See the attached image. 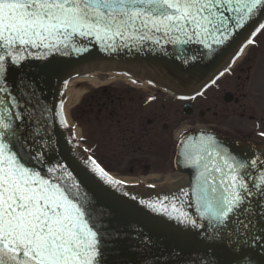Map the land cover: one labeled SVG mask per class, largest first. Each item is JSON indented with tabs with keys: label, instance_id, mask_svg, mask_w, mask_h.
Returning a JSON list of instances; mask_svg holds the SVG:
<instances>
[{
	"label": "snow or ice",
	"instance_id": "snow-or-ice-1",
	"mask_svg": "<svg viewBox=\"0 0 264 264\" xmlns=\"http://www.w3.org/2000/svg\"><path fill=\"white\" fill-rule=\"evenodd\" d=\"M262 6L264 0H0V94L5 97L0 99V264H100L101 257L98 230L79 186L66 182L64 175L71 179V174L63 166L46 167L45 174V153L30 150L16 123L24 117L15 111L21 105L7 87L13 66L31 56V50L79 51L76 44L85 38L127 42L160 34L174 46L196 43L211 49ZM200 144L204 155L189 159L204 168L200 175L208 187L200 190L197 210L212 229L208 238L223 242L236 264H252L244 249L259 246L264 235L254 230L257 210L250 200L253 188L264 199V175L259 185L249 186L244 173L258 161L222 153L211 136ZM91 163L107 183H122L95 160ZM148 207L158 210L155 204ZM259 215L264 218V205ZM180 217L197 225L187 213Z\"/></svg>",
	"mask_w": 264,
	"mask_h": 264
},
{
	"label": "water",
	"instance_id": "water-1",
	"mask_svg": "<svg viewBox=\"0 0 264 264\" xmlns=\"http://www.w3.org/2000/svg\"><path fill=\"white\" fill-rule=\"evenodd\" d=\"M260 24H264V6L258 7L241 27H232L228 39L211 49L196 43L174 46L160 34H154L152 40L127 42L117 38L102 43L85 38L76 44L79 51L72 47L59 51L31 50V56L11 68L7 87L20 102L21 107L15 111L24 117L16 123L28 138L30 150L39 148L45 153V174L46 167L63 166L71 174L69 179L61 173L66 182L79 186V195L86 199L94 218V230H98L100 264H236L223 242L208 238L212 229L197 210L200 190L208 187L200 175L204 168L189 159L204 155L200 141L209 136L215 139L219 151L234 155L214 134L191 132L181 137L175 150L176 180L160 186L123 182L111 185L93 171L95 166L90 158L73 141L65 121L61 122L66 79L74 80L84 70L104 67L131 73L179 94L168 82L159 81L158 73L164 70L173 79L175 75L205 77L201 84L188 85L189 94L211 80L243 44H249ZM113 43L114 48L109 46ZM4 98L0 94V99ZM244 175L249 186L253 182L260 184V176L251 169ZM253 191L256 194L250 203L257 210L254 230L264 235V218L259 215L264 199L256 188ZM149 204H155L158 210L148 207ZM181 212L187 213V219L196 220L197 225L184 222V217L177 219ZM244 251L252 264H264V241L251 249L245 247Z\"/></svg>",
	"mask_w": 264,
	"mask_h": 264
},
{
	"label": "flooded vegetation",
	"instance_id": "flooded-vegetation-1",
	"mask_svg": "<svg viewBox=\"0 0 264 264\" xmlns=\"http://www.w3.org/2000/svg\"><path fill=\"white\" fill-rule=\"evenodd\" d=\"M222 72L213 80L215 83L211 81L189 94L188 85L201 84L205 77L174 74L173 79L165 71L160 72L159 81L168 82L179 92L169 93L149 84L164 91L166 97L132 93L135 78L125 81V86L105 83L93 90L85 89L80 104L71 113V118L82 124L79 140L88 156L110 174L117 172L108 165L126 166L123 178L136 179L154 172L163 177L167 173L165 165L174 168L181 137L205 131L229 146L238 160H257V167L250 169L256 176L264 175V167L260 166L264 164V29ZM156 101H161L158 108H154ZM175 105L178 110L169 109ZM177 129L182 134L173 137ZM162 134L169 135V140L160 141L157 137ZM158 142L170 151L163 169L154 165ZM172 175H176L175 168Z\"/></svg>",
	"mask_w": 264,
	"mask_h": 264
},
{
	"label": "bare ground",
	"instance_id": "bare-ground-1",
	"mask_svg": "<svg viewBox=\"0 0 264 264\" xmlns=\"http://www.w3.org/2000/svg\"><path fill=\"white\" fill-rule=\"evenodd\" d=\"M244 46L245 45L243 44L239 48V50L231 57V59L221 68V70L224 71V69L234 61L235 58H233V57L236 54L240 55L241 53H243ZM221 70L215 76H217L219 73H221L222 72ZM99 73L107 75V77H109V79H111V80H115V79L119 78V79H123L125 81H131V79L136 76V75L134 76L133 74L125 72V71H117L116 69L99 67V68H90V69H87V70H84V71L80 72V74L74 80H71L69 78L66 79L64 90H63V96H62V114H63L64 121H65L66 125L68 126L69 130L71 131L72 136H73L75 141L78 138L77 137V130H75L72 127H70V124H69V121L67 119L66 113H67V109L77 102L78 98L84 92V90H82V89L69 90V87H70L72 81H76V82H79V83H82V82L87 83L89 86H91L93 88H96L99 85L105 83L103 78H102V80H100L101 78L98 77ZM137 79H139L138 81L142 85H147V84L157 85V84H155V83H153V82H151L149 80H146V79H144L142 77H139V76H137ZM161 89H163L166 92L171 93V91H169V90H167V89H165L163 87H161ZM78 145L83 149V147L79 143H78ZM177 175L166 177V179H163L162 181H160V180H158L156 178H151V179L148 180V179L116 178V177H113L111 175L110 176L115 178L118 181L123 182V183H143V184H150V185H153V186H160V185H164V184H167V183H170V182L176 180Z\"/></svg>",
	"mask_w": 264,
	"mask_h": 264
},
{
	"label": "rangeland",
	"instance_id": "rangeland-1",
	"mask_svg": "<svg viewBox=\"0 0 264 264\" xmlns=\"http://www.w3.org/2000/svg\"><path fill=\"white\" fill-rule=\"evenodd\" d=\"M98 77L101 78L100 80H102V78H103L105 83H108V84L110 83L112 85L125 86L124 85L125 80H123V79H119L118 78V79H115V80H111V79H109V77H107V75H104L102 73L101 74L99 73ZM138 80H136V82H138V83H136V88H134L135 90L131 91L132 93H144V94H155V95L158 94V95H160L162 97H166V94H165L164 91L159 90L158 88H156L153 85H149V84L142 85ZM105 83H103V84H105ZM88 88H90L91 90L96 89V88H92L87 83H84V82L79 83V82H76V81H72L71 85L69 87V90H72V89H74V90H76V89L85 90V89H88ZM82 97H83V93L80 95V97L78 98L77 102L67 109V113H66L67 119H68L69 124H70V127L75 128V130H77V137H82L83 136L82 124L77 119H75V118L72 119L71 118V113H74L76 107L80 104ZM160 102L161 101L153 102L155 104L154 108H158ZM169 109L178 110V107H177V105H175V106L169 107ZM181 134H182V132L179 129H177L176 132L172 133V136L174 137V136H178V135H181ZM157 138L160 141L165 142V141L169 140L170 136L162 134V135H160ZM80 143H81V141H80ZM161 144H160V142H158V144L156 145V147L154 149V159H155L154 165L158 166V167H161V169H163L164 168V164H165L164 161L170 156V151L165 149ZM81 145L84 147L83 142L81 143ZM100 167L103 168L105 171H107V169H105L103 166L100 165ZM107 167L108 168H112L114 170V172H117V174H111V175H113L114 177H117V178H123L124 175L122 174V170H123V168H126V166H115V165H110L109 166L108 165ZM165 168H167V173H165V175H163V177L158 175L159 173L154 172V173H151V175L149 177H143V178L138 177L136 179H148L149 180L151 178H156V179L162 181L163 179H166V177L173 176L172 174L174 172V168L172 166H166V165H165ZM107 172H109V171H107Z\"/></svg>",
	"mask_w": 264,
	"mask_h": 264
}]
</instances>
